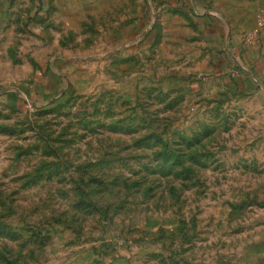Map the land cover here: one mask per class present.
<instances>
[{
  "label": "rangeland",
  "instance_id": "rangeland-1",
  "mask_svg": "<svg viewBox=\"0 0 264 264\" xmlns=\"http://www.w3.org/2000/svg\"><path fill=\"white\" fill-rule=\"evenodd\" d=\"M180 1L0 0V264H264V51Z\"/></svg>",
  "mask_w": 264,
  "mask_h": 264
},
{
  "label": "crops",
  "instance_id": "crops-1",
  "mask_svg": "<svg viewBox=\"0 0 264 264\" xmlns=\"http://www.w3.org/2000/svg\"><path fill=\"white\" fill-rule=\"evenodd\" d=\"M212 4L210 10L205 4L197 5L192 16L195 23H203L207 27L203 32L206 37L202 39V43L208 51H212L211 58H215V47L218 43L221 44V35L227 31L229 38L228 45H225L228 48L222 49L227 51L226 55L233 63L231 65L238 69L250 67L252 61L257 62L252 53L264 51V0H212ZM160 5L163 10L168 7L171 10L184 9L182 2L178 3V0H161ZM212 16H216L219 22L211 23L208 17L213 19ZM175 23H179L178 17L175 18ZM226 62L224 60L227 65ZM239 73H235V80L241 82L243 78Z\"/></svg>",
  "mask_w": 264,
  "mask_h": 264
}]
</instances>
